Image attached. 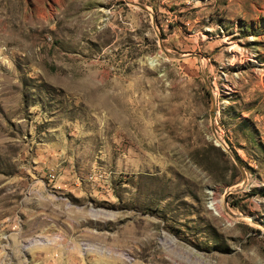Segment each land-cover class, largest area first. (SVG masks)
<instances>
[{"label":"rangeland","instance_id":"rangeland-1","mask_svg":"<svg viewBox=\"0 0 264 264\" xmlns=\"http://www.w3.org/2000/svg\"><path fill=\"white\" fill-rule=\"evenodd\" d=\"M0 264H264V0H0Z\"/></svg>","mask_w":264,"mask_h":264},{"label":"water","instance_id":"water-1","mask_svg":"<svg viewBox=\"0 0 264 264\" xmlns=\"http://www.w3.org/2000/svg\"><path fill=\"white\" fill-rule=\"evenodd\" d=\"M208 88L210 89L211 87L208 85ZM211 100H212V110H211V114L210 115L212 117V124H213L214 121H215V117H216V102H215L214 97H211ZM212 128L214 129V126L213 125H212ZM223 147H224V149L226 151H230L228 148H226L225 145Z\"/></svg>","mask_w":264,"mask_h":264},{"label":"bare ground","instance_id":"bare-ground-1","mask_svg":"<svg viewBox=\"0 0 264 264\" xmlns=\"http://www.w3.org/2000/svg\"><path fill=\"white\" fill-rule=\"evenodd\" d=\"M133 1V0H132ZM217 139H218V142L220 143V144H222L223 146L225 145V142L222 140V138L219 136V137H217ZM217 204H218V202L215 200V199H213L212 201H211V207L216 211V213L218 214V215H222V212L220 211V209H219V207L217 206Z\"/></svg>","mask_w":264,"mask_h":264}]
</instances>
